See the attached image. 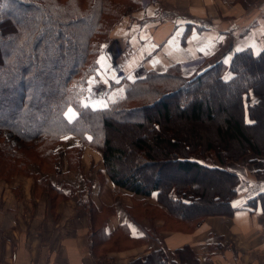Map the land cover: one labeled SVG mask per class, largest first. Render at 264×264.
I'll return each mask as SVG.
<instances>
[{"label":"trees","instance_id":"16d2710c","mask_svg":"<svg viewBox=\"0 0 264 264\" xmlns=\"http://www.w3.org/2000/svg\"><path fill=\"white\" fill-rule=\"evenodd\" d=\"M84 2L89 6L81 12L67 0L60 6L49 0H0V177L25 174L29 163L45 173L53 171V150L69 134L78 138L66 151L72 161L78 162L83 146L94 148L115 186L146 199L125 206L128 219L142 230L137 238L124 225L99 238L89 232L88 246L99 262L112 250L157 241L168 220L192 224L194 232L208 217H230L244 208L264 211V195L262 201L251 198L233 206L238 176L191 157L210 153L223 165L248 154L264 156V50L233 52L227 62L187 78L177 65L162 73L148 71L126 82L120 95L106 100V108L82 107L86 78L98 67L99 46L123 16L117 8L122 2L131 10L138 7V0ZM68 108L76 112L72 121L65 118ZM219 114L225 118L214 127V137L236 141L231 147L203 141L180 126L203 118L213 121ZM188 141L194 142L189 146ZM157 150L172 157L170 177L156 178L153 169L145 172ZM189 172L193 177L185 178ZM199 176L228 178L229 183L207 195ZM155 220L162 221L160 227L152 226ZM143 221L149 227L142 229ZM126 264L202 262L199 250L185 244L174 250L149 247Z\"/></svg>","mask_w":264,"mask_h":264},{"label":"crops","instance_id":"0c3cea01","mask_svg":"<svg viewBox=\"0 0 264 264\" xmlns=\"http://www.w3.org/2000/svg\"><path fill=\"white\" fill-rule=\"evenodd\" d=\"M108 39L122 55L120 68L125 73L134 71L128 79L143 77L148 71L162 73L171 65L178 66L181 76L189 77L228 61L233 52L264 50V0H138V7L122 16ZM103 49L94 73L106 82L111 78V62ZM69 109L74 113L71 120ZM75 116L72 108L65 111L68 121ZM77 144L78 138L69 134L56 148L58 166L50 176L68 196L54 211L44 192L31 197L32 179H17L21 180L17 189L0 183V264H96L88 246L90 231L97 232L99 238L124 225L131 238L140 235L126 216L124 193L108 181L99 153L83 146L79 156L82 174L69 169L73 162L66 151ZM85 181H91L90 200L83 190ZM63 184L73 190L67 191ZM107 208L110 215L105 214ZM87 212L97 221L88 220ZM262 222L264 225L262 208L253 213L237 209L230 217H208L192 234H164L163 248L192 245L199 250L202 264H264ZM205 244L210 249H203ZM149 245L110 253L108 258L114 264H126L129 257L144 253ZM150 246L155 247L154 243Z\"/></svg>","mask_w":264,"mask_h":264},{"label":"rangeland","instance_id":"374dc122","mask_svg":"<svg viewBox=\"0 0 264 264\" xmlns=\"http://www.w3.org/2000/svg\"><path fill=\"white\" fill-rule=\"evenodd\" d=\"M49 1H54L55 3H53V4H56L59 6L61 3L66 2V0H49ZM112 1L114 2V0H112ZM67 2L70 5V7H74L75 9H77L81 12L85 8H88V6H89V4H87L88 2L85 3L84 0H67ZM129 5L130 4L127 5V3L122 2L121 6L117 8L118 12L122 13L124 16V14H126V12L130 9ZM115 25L116 24H114L110 28L109 32L113 29V27H115ZM108 35H109V33L107 34V36ZM115 46L116 45H115L114 41L108 39V37L105 38V40L100 44L99 49H98V54H97L98 58L97 59H99L100 54H102V49L105 47L103 49V52L106 55V57L108 58V60H110V62H111V64H110V66H111V69H110L111 70V78H108L107 81L104 82L102 80H99L97 78V76H95V73L90 74L86 78L85 86H84V94L81 97L80 102H79L82 107H85L86 105L88 107H91L93 105L94 101H96L95 98L97 96H100L101 92H103V95H101L99 98H106L109 95L105 99V102L101 101V102H103V104H106L107 99L109 100V99L114 98L117 95H120V93L123 89V85L126 82L133 81L134 79H136V78H133L132 80L128 79L129 77L133 76L134 71H132L130 73H125L123 71V69L120 68L119 62L122 59V55H121L120 51H117L118 48L117 47L115 48ZM113 49H115V50L113 51ZM203 70H205V69H203ZM203 70H201L199 72H202ZM137 78H139V77H137ZM184 78H187V77H184ZM224 118H225V115L219 114L215 118H213L214 119L213 121H207L203 118L200 121H198L197 123L182 122L180 124V126H181V128H183V131L185 133H189L190 135H192V134L197 135L198 138H200L203 141L207 139L208 141L211 142V144H214L218 140L219 142H222L223 144L225 143L226 145L228 144V146L231 147L234 144V142H236V141L227 140L226 137H224V135H222V134H217L218 138L214 137V135H215L214 134V132H215L214 127L218 128V124ZM260 131L261 130H257L256 133H259ZM263 133L261 132L260 136L261 135L263 136ZM173 136L175 137V134H173ZM193 142L194 141H188V145L191 146L193 144ZM57 146L53 150V152L55 154H56ZM92 149H94V148H92ZM81 151H82V149H81ZM94 151H96V150L94 149ZM80 154H81V152H80ZM56 157H57L56 158V167H57L58 166L57 154H56ZM100 157H101V155H100ZM191 157L198 162H202V163H205L207 165H211L213 167L226 169L227 171L238 176L239 182H238V185L236 186L235 198L232 201L233 206H240V205L244 204L245 202H248L251 198L256 199V201H260V200L262 201L263 200L262 198L264 195V156H256L254 154H248L246 156L239 158L238 160H236L234 162L229 161L228 163H225L223 165H221L217 161H215V159L212 157V154H210V153L204 154V158H201L199 156V154H194ZM101 161H102V158H101ZM72 162H73L72 168H70V166H69V169H73L75 171H78L79 174H82V168L79 164V160H78V162L77 161H75V162L72 161ZM147 165H148V168L145 169V172H147L150 169H153L151 174H153V175L158 174L161 178H163V176L170 177L175 170V164L172 163V157H170L168 154L159 152L158 150H157V153L154 156H152V159H150V161H147ZM102 166L104 169L103 162H102ZM56 167H55V169H56ZM55 169L51 172L45 173L35 163H29L25 167V171H26V172L24 171L25 174H22V172H21L19 174H10L8 176L0 177V183L1 184L3 183L2 185L6 184L7 187L12 185V186H14L13 189H17L19 187L18 184H20V181H21V180H19V182H17L18 181L17 179H24V178L32 179V185L33 186H32V191H31V197L36 198L39 196L40 193L44 192L49 199L50 210L54 211L56 204L58 202H60L61 200H64L65 196H68L66 193H64L65 191H63L61 189V187L57 188V186H56L57 184L55 182H53L55 180H52L51 174H53L54 171H56ZM156 175H155V177H156ZM184 175L186 176L185 178H188V177L192 178L194 173L189 172V173H184ZM106 176H107L108 181L116 188V190L118 192L121 191L124 193V195L121 194L122 195L121 198L124 200V203L127 202V204L125 206L130 205L133 200H135V201L145 200L146 201V199L140 195H132L127 190L115 186L111 182V180L107 174H106ZM156 178H159V177H156ZM197 179H198V177H197ZM56 181H59V180H56ZM198 181H201V183H204V186H206L207 192L205 194H207V195H210V193L213 194L217 190L218 191H222L223 189L225 190L227 188V186H226L227 183H229L228 178H216L214 176H209V177L199 176ZM83 185H84L83 190H85V191L87 190L86 194H88V198H89L90 197V191H91L90 190L91 181H85V183ZM62 187L66 188L67 191L73 190L72 187L67 185V184H63ZM70 194H75V192H71ZM89 200H90V198H89ZM254 201L255 200L251 201V203H254ZM84 202H86V199H84ZM149 202L152 203L154 201H153V199H149ZM204 210L206 211V210H210V209H204ZM108 213H109V215L111 214L109 211H108ZM125 213H126V211H125ZM86 214H87V216H89L88 220H90L91 222H93V220L97 221V218H95V216L94 217L92 216L93 213L87 212ZM52 216H53V212H52ZM157 219H159V218H157ZM206 219L200 223L197 230L200 229V227L204 225ZM78 221H79V219H78ZM129 222H131V221L129 220ZM132 224H134V223H132ZM161 224H162V221L155 220L153 222L152 226L160 227ZM168 224L162 230H160L158 232L159 238L157 241L153 242L155 247H156V248L154 247V249H157V248L164 249L163 248V241H162L163 236H164V234L171 232L172 230L179 229L181 227L179 230L182 229V233H184V234H192L193 233V230H192L193 225L192 224L186 223V224L180 225V224H178V221H176V220H174V221L172 220L171 223L168 220ZM142 226H143L142 229H145V228L149 227V224H147L146 221H143ZM261 226L263 229V227H264L263 222L261 223ZM138 231H140L139 234H141V231H142L141 228ZM118 238L122 239L119 236H118ZM150 245H151V243H150ZM150 245H149V247L152 248V246H150ZM13 246L14 245L12 244V247ZM107 248H110V247H107ZM134 248H138V247L133 245V244H130L129 247L125 246V248L121 249V250H123V252H125L128 249H134ZM114 249H117V248H114ZM115 252H119V251L118 250H112L111 252L107 253V255H105V257H104L105 259L100 260V262L97 261V259L93 255V257L95 259V263L96 264H105L104 262L111 259V258H108V254L115 253ZM108 264H114L112 259L110 260V263H108Z\"/></svg>","mask_w":264,"mask_h":264},{"label":"snow or ice","instance_id":"6c2138e0","mask_svg":"<svg viewBox=\"0 0 264 264\" xmlns=\"http://www.w3.org/2000/svg\"><path fill=\"white\" fill-rule=\"evenodd\" d=\"M97 106L102 107V108H106L107 107V105L106 104H103V102H100L99 105H96V104H93L92 105L93 108H96ZM69 113H71V109H69ZM73 116H74V113H71V115H69V117H68L69 120H71Z\"/></svg>","mask_w":264,"mask_h":264},{"label":"built area","instance_id":"2783aa9c","mask_svg":"<svg viewBox=\"0 0 264 264\" xmlns=\"http://www.w3.org/2000/svg\"><path fill=\"white\" fill-rule=\"evenodd\" d=\"M100 92H101V91H100ZM101 95H103V92H101L100 96H101ZM100 96H97V97L95 98V100L98 99Z\"/></svg>","mask_w":264,"mask_h":264}]
</instances>
